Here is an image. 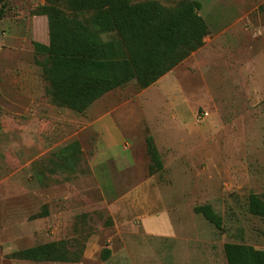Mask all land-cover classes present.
Listing matches in <instances>:
<instances>
[{"label":"rangeland","instance_id":"obj_1","mask_svg":"<svg viewBox=\"0 0 264 264\" xmlns=\"http://www.w3.org/2000/svg\"><path fill=\"white\" fill-rule=\"evenodd\" d=\"M190 1L203 45L152 86L131 82L77 114L52 104L36 63L45 0H0V264H226L227 243L264 251V219L248 210L264 193V0ZM206 205L220 229L195 213ZM51 243L67 262L15 257Z\"/></svg>","mask_w":264,"mask_h":264},{"label":"trees","instance_id":"obj_2","mask_svg":"<svg viewBox=\"0 0 264 264\" xmlns=\"http://www.w3.org/2000/svg\"><path fill=\"white\" fill-rule=\"evenodd\" d=\"M200 8L190 0L170 8L155 1L45 0L35 15L47 19L48 45L34 42L32 47L42 57L36 63L42 68L50 101L82 114L104 95L131 82L140 89L152 86L203 45L208 29L198 15ZM86 14L91 18H84ZM102 34L112 36L103 41ZM147 152L160 171L151 138ZM248 210L264 219V193L249 197ZM194 211L220 229L221 219L209 205ZM223 253L226 264H264V251L247 245L227 243ZM15 257L35 262L69 260L66 247L57 243L25 249Z\"/></svg>","mask_w":264,"mask_h":264},{"label":"crops","instance_id":"obj_3","mask_svg":"<svg viewBox=\"0 0 264 264\" xmlns=\"http://www.w3.org/2000/svg\"><path fill=\"white\" fill-rule=\"evenodd\" d=\"M47 30H48V29H47ZM11 40H12V41H16V40L13 39V38H11ZM39 43L42 44V45H48V43H46V42H39ZM136 191H137V190H135V193L132 194L133 197H136L139 193L141 194V193L143 192V191H140V190H139L140 192H137V193H136ZM142 194H144V192H143Z\"/></svg>","mask_w":264,"mask_h":264}]
</instances>
